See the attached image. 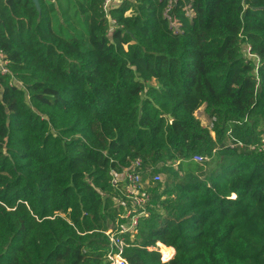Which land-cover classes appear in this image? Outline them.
<instances>
[{
    "label": "trees",
    "instance_id": "1",
    "mask_svg": "<svg viewBox=\"0 0 264 264\" xmlns=\"http://www.w3.org/2000/svg\"><path fill=\"white\" fill-rule=\"evenodd\" d=\"M38 1L0 0V264H107L136 159L172 197L128 264H264V0Z\"/></svg>",
    "mask_w": 264,
    "mask_h": 264
},
{
    "label": "built area",
    "instance_id": "2",
    "mask_svg": "<svg viewBox=\"0 0 264 264\" xmlns=\"http://www.w3.org/2000/svg\"><path fill=\"white\" fill-rule=\"evenodd\" d=\"M169 3L171 2L168 0ZM112 2H120V0H105L103 10L107 13L109 5ZM170 5V4H169ZM188 14H191L189 8H185ZM174 29L178 30L177 24ZM8 62L5 54L0 51V74H8ZM20 84V83H19ZM214 118L210 119V127L214 122ZM193 161L201 162L202 156L194 155ZM145 170L142 168V161L136 159L128 168L121 169L118 172H110V186L118 188L122 186V192L119 195L120 201L118 206H121L122 211L117 214L113 223L103 231L107 241L108 249L105 254V261L107 264H128L124 257V250L127 247L133 246L134 237L138 232V224L140 218L148 215V206L150 205V197L145 187ZM160 180L159 173H154L149 176L150 182ZM123 206V207H122ZM158 251L161 253V246L156 243ZM154 247H148V250H153ZM161 257H163L161 253Z\"/></svg>",
    "mask_w": 264,
    "mask_h": 264
},
{
    "label": "rangeland",
    "instance_id": "3",
    "mask_svg": "<svg viewBox=\"0 0 264 264\" xmlns=\"http://www.w3.org/2000/svg\"><path fill=\"white\" fill-rule=\"evenodd\" d=\"M170 1H172V0H170ZM172 26H174V25H172ZM242 49L243 50L245 49L247 51L248 50V47H246V46L244 47V45H243L242 46ZM196 116H197L198 119H200V121L202 122V125L203 126L210 127V119L208 118V116H207V118L205 117V119L202 118L204 116V110L203 109L198 110L196 112ZM149 184H150L149 176H146L145 177V184L144 185L146 187V185L149 186ZM148 188H146V190H147V192L149 194L152 207H154L159 202L160 199L167 200L170 197H172V195H171V187H169V188L168 187H165V190H163V187H161L159 189H156V187H154V185H152V189H148ZM111 192L112 193H116L119 196L121 194V192H122V186L121 187L119 186L117 189L116 188H112L111 189ZM149 204H150V202H149ZM163 250H165L164 247H163ZM161 259L163 261L164 260L166 261V259H163L162 257H161Z\"/></svg>",
    "mask_w": 264,
    "mask_h": 264
},
{
    "label": "bare ground",
    "instance_id": "4",
    "mask_svg": "<svg viewBox=\"0 0 264 264\" xmlns=\"http://www.w3.org/2000/svg\"><path fill=\"white\" fill-rule=\"evenodd\" d=\"M160 246H161V253L164 256L162 258L166 259V261H167L171 257V254H170L169 250L167 248H165V246H163L162 244H160ZM163 247L165 248V250H163Z\"/></svg>",
    "mask_w": 264,
    "mask_h": 264
},
{
    "label": "water",
    "instance_id": "5",
    "mask_svg": "<svg viewBox=\"0 0 264 264\" xmlns=\"http://www.w3.org/2000/svg\"><path fill=\"white\" fill-rule=\"evenodd\" d=\"M35 8L39 11L40 10V5H39V1L38 0H32Z\"/></svg>",
    "mask_w": 264,
    "mask_h": 264
},
{
    "label": "crops",
    "instance_id": "6",
    "mask_svg": "<svg viewBox=\"0 0 264 264\" xmlns=\"http://www.w3.org/2000/svg\"><path fill=\"white\" fill-rule=\"evenodd\" d=\"M200 109H203L204 110V106H201L198 110H200ZM197 110V111H198ZM196 111V112H197ZM196 114V113H195ZM205 117L207 118V115L205 114V111H204V116L202 117L203 119H205ZM200 120V119H199ZM201 122V121H200ZM201 124H202V122H201Z\"/></svg>",
    "mask_w": 264,
    "mask_h": 264
}]
</instances>
